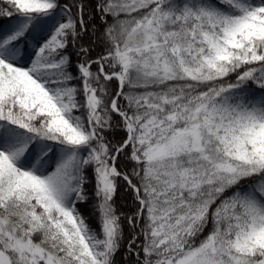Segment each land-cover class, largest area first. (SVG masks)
<instances>
[{"label":"snow or ice","instance_id":"1","mask_svg":"<svg viewBox=\"0 0 264 264\" xmlns=\"http://www.w3.org/2000/svg\"><path fill=\"white\" fill-rule=\"evenodd\" d=\"M0 18V264H264V0Z\"/></svg>","mask_w":264,"mask_h":264},{"label":"trees","instance_id":"2","mask_svg":"<svg viewBox=\"0 0 264 264\" xmlns=\"http://www.w3.org/2000/svg\"><path fill=\"white\" fill-rule=\"evenodd\" d=\"M89 2V0H86V3ZM91 2H94V0H91ZM7 18H0V26H7L6 23ZM73 59H75V56H73ZM119 135V134H118ZM90 174V173H89ZM89 188V192H91V186H87ZM116 208L118 212H125L127 213L130 210L131 206V196L130 194L126 193L123 188H120L116 197ZM81 210L88 214L91 211L90 204L81 205ZM95 227V224H93ZM125 235L127 236V228H125ZM125 249H121V252L117 254L116 261L117 264H122L123 262V253Z\"/></svg>","mask_w":264,"mask_h":264}]
</instances>
